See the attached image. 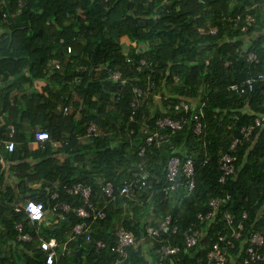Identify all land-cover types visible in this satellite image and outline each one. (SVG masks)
<instances>
[{"label":"trees","instance_id":"obj_1","mask_svg":"<svg viewBox=\"0 0 264 264\" xmlns=\"http://www.w3.org/2000/svg\"><path fill=\"white\" fill-rule=\"evenodd\" d=\"M246 11L256 20L242 30L233 19ZM211 26L218 31L200 32ZM124 38L134 42L127 51ZM248 50L257 53L258 62L246 59ZM141 58L150 64L138 70ZM55 59L62 67L53 66ZM105 65L122 69L127 80H113ZM260 72L264 0H0V141L7 138L9 124L16 127L14 150L0 146V157L2 153L14 174L10 184L0 172V264H46L47 254L35 241L17 240V221H25L34 239L42 234L61 242L80 220L72 212L63 216L58 211L32 228L26 213L14 208L18 201L29 197L47 207L62 201L81 205L82 195L66 190L81 182L90 185L102 203V184L111 181L118 189L134 182L141 166L148 170L152 187L135 183L130 196L111 202L107 217L93 226V240L82 235L72 239L71 252L61 264H113L117 254L108 247L97 248L96 240L115 242L121 224L138 239L121 264H153L155 248H143L141 231L148 224L158 227L168 213L179 225L172 242L180 251L166 264H207L210 238L230 232L227 211L247 229L264 233V124L250 138L241 132L264 113V84L247 94L230 88ZM37 79L46 80L41 91L35 86ZM149 79L155 82L153 91L133 106L134 88L146 89ZM181 98L191 106L187 113L180 112L188 118L184 127L163 130L170 137L159 146L148 144L157 118L174 114L167 106ZM66 105H72L68 114ZM200 105L204 127L197 135L191 116ZM91 121L98 123V134H86ZM40 129L49 131L51 139L34 148ZM236 137L242 142L232 148ZM117 141L122 144L114 146ZM142 145L144 155L139 154ZM223 152L236 159L235 172L221 181ZM174 155L183 161L187 156L194 159L192 191L182 169L176 190L166 189L167 166ZM39 179H44L42 189L32 193L33 181ZM55 190L59 196L53 200ZM213 197L219 198L215 220L209 221L201 246L189 249L184 231L198 222L200 212L210 210ZM261 252L264 255V244ZM242 259L236 255L228 264H241Z\"/></svg>","mask_w":264,"mask_h":264},{"label":"built area","instance_id":"obj_2","mask_svg":"<svg viewBox=\"0 0 264 264\" xmlns=\"http://www.w3.org/2000/svg\"><path fill=\"white\" fill-rule=\"evenodd\" d=\"M235 27H241L242 30H247L251 26L256 17L251 11H246L245 15L238 14L233 19ZM218 28L216 26H211L208 30L205 27L200 28V32L206 33H216ZM71 46H68L67 51H71ZM245 57L250 62H258L259 57L255 51L248 50L245 53ZM131 62L132 58H128ZM54 67L60 68L62 64L59 60L55 59L52 61ZM150 62L148 58H141L138 63V70H142L145 66L149 65ZM104 69L109 73V76L115 81H126L123 76L124 73L122 69L118 67H111L108 65L104 66ZM152 69H154L152 67ZM178 79L177 76H175ZM80 80V78H77ZM264 84V72L258 73L257 76H253L243 80L239 83H233L230 88L232 91L238 94H247L257 88L258 85ZM155 82L151 79L147 82V88L135 87V96L132 101V105L135 106L139 97L142 95L151 94ZM146 90V91H145ZM172 106V107H171ZM175 111L174 114H165L156 120L155 130L147 137V143H156L158 146L165 140H168L170 134L164 133L163 130L170 129L171 131L182 129L187 121L185 114H181V111L188 112L190 110V105L185 98H181L179 101H172L171 104L167 106ZM72 105H66L63 107L64 113L68 114L71 112ZM178 113H180L178 115ZM203 109L201 105L197 110H195L191 116L192 120L195 122L193 131L197 135L203 132ZM133 115H131V119ZM264 124V113L257 114L254 120L241 128V132L246 138H250L252 132ZM100 127L96 121H91L87 128V135L98 134ZM130 133L133 129H127ZM106 134V133H105ZM16 135V127L13 124L8 125L7 138L1 139L0 146H4L6 149L12 151L16 147V141L14 139ZM51 139V134L49 131L40 129L35 133V140L33 141L38 147L43 146L44 142ZM240 142H242L240 137H236L231 147H235ZM55 145H59L56 141ZM146 151V146L142 145L140 147L139 154L144 155ZM235 159L236 156L232 155L230 152H223L220 156V165L223 170V174L220 177L221 181L226 180L227 175L235 172ZM183 170L184 174L189 177L187 188L192 191L195 187L194 173H195V163L191 156H187L185 160L174 155L169 159L167 166V180L169 186L166 187L167 190L174 191L178 186V175ZM134 182H125L118 189L115 185L108 181L101 185V193L105 197V200L101 203L96 201L93 188L90 185L83 184L81 182L75 183L71 186H67L66 190L70 194H80L83 198V204L73 205L68 201L56 202L50 206H46L42 201H36L29 199L25 205L21 203L14 204V208L17 211H24L26 213V219L30 222L31 227H35V223L38 220L44 219L47 214L52 212H60L61 215L65 213H74L80 217L75 224L72 225L71 230L67 233L64 241H59L56 237L46 238L44 235L39 234L36 239H34L33 234L26 230L25 221L20 220L15 224L17 230V240L25 241H35L39 248L46 252V262L48 264H61V260L66 254L71 252L68 247V243L79 236H85L87 241L93 240L92 230L96 222L107 217V206L115 201L120 196H130L132 192V186L140 184L143 187L151 188L152 184L149 183V172L143 166L140 168V173H135ZM59 196V191L55 190L52 192V199L56 200ZM210 210L203 213L200 212L197 215V221L194 225L190 226L184 231V242L187 248H193L196 246H201V242L209 233V221L215 220L216 211L219 207V198L213 197L210 200ZM33 206L38 209V212H34ZM243 217H248V212L244 211ZM226 218L230 225L229 233H218L217 236L210 238L209 248L206 251L205 259L207 264H228V261L234 256L243 258L241 264H260L264 261L263 252H261V247L264 244V233L259 229H247L243 221L235 220L234 214L227 211ZM207 224L208 226H203L202 224ZM39 233V228L35 230ZM180 232L179 225L174 222L172 213L165 215L160 221L159 226H154L148 224L141 231L140 243L143 245L145 250L150 248H155V258L152 260L153 264H165L166 260L175 259V256L180 251L179 245L173 244L172 239ZM166 234V236L163 235ZM168 235V236H167ZM173 237V238H172ZM138 243L137 236L135 232L128 229L124 225H119L116 231L115 242L109 243V241L98 239L96 240L97 248L108 247L111 251L117 254V257L113 264H121L124 259L127 258L129 252L128 248L136 246ZM236 250V251H235ZM236 252V253H235Z\"/></svg>","mask_w":264,"mask_h":264},{"label":"crops","instance_id":"obj_3","mask_svg":"<svg viewBox=\"0 0 264 264\" xmlns=\"http://www.w3.org/2000/svg\"><path fill=\"white\" fill-rule=\"evenodd\" d=\"M132 44L134 45V42H132L129 38H124V40H123L124 50H128L131 47ZM45 84H46V80L45 79H37L35 81V86L40 91L43 90V87L45 86ZM32 145H33L34 148H37L38 147L34 142H32ZM0 164L2 166L3 176H6V179L10 182V184H13L14 183V174L7 167L8 162H7L6 158L2 155V153H1V157H0ZM43 184H44V179H39V180L33 181L32 186L35 189L32 190L33 191L32 193L36 192V194H39V192H37V190L38 189L39 190L42 189L41 186ZM45 186H46L45 189H47V191H48L49 186H47V185H45ZM28 200H29V197L28 198H25V199H22V200L18 201L17 203H21V204L25 205ZM149 259H151V257H149ZM166 263L167 262H165V264Z\"/></svg>","mask_w":264,"mask_h":264},{"label":"water","instance_id":"obj_4","mask_svg":"<svg viewBox=\"0 0 264 264\" xmlns=\"http://www.w3.org/2000/svg\"><path fill=\"white\" fill-rule=\"evenodd\" d=\"M121 144H122L121 141H117V142H115L113 145L116 146V145H121Z\"/></svg>","mask_w":264,"mask_h":264},{"label":"snow or ice","instance_id":"obj_5","mask_svg":"<svg viewBox=\"0 0 264 264\" xmlns=\"http://www.w3.org/2000/svg\"><path fill=\"white\" fill-rule=\"evenodd\" d=\"M34 212H38V209L37 208H35V207H33V209H32Z\"/></svg>","mask_w":264,"mask_h":264},{"label":"clouds","instance_id":"obj_6","mask_svg":"<svg viewBox=\"0 0 264 264\" xmlns=\"http://www.w3.org/2000/svg\"><path fill=\"white\" fill-rule=\"evenodd\" d=\"M33 207H35V206H33ZM45 252V251H44ZM46 253V252H45ZM47 256V255H46ZM61 263V262H60ZM46 264H48L47 262H46Z\"/></svg>","mask_w":264,"mask_h":264},{"label":"rangeland","instance_id":"obj_7","mask_svg":"<svg viewBox=\"0 0 264 264\" xmlns=\"http://www.w3.org/2000/svg\"><path fill=\"white\" fill-rule=\"evenodd\" d=\"M127 51V50H126ZM2 170H0V172H1ZM55 221H57V220H55Z\"/></svg>","mask_w":264,"mask_h":264}]
</instances>
